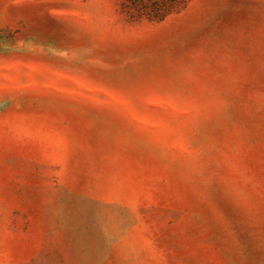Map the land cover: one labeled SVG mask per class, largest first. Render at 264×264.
Listing matches in <instances>:
<instances>
[{
    "label": "rangeland",
    "instance_id": "1",
    "mask_svg": "<svg viewBox=\"0 0 264 264\" xmlns=\"http://www.w3.org/2000/svg\"><path fill=\"white\" fill-rule=\"evenodd\" d=\"M0 264H264V0H0Z\"/></svg>",
    "mask_w": 264,
    "mask_h": 264
}]
</instances>
